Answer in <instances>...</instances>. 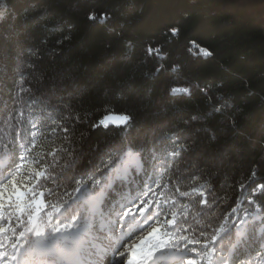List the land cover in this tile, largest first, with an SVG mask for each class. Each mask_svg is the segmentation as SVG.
<instances>
[{
    "label": "trees",
    "instance_id": "obj_1",
    "mask_svg": "<svg viewBox=\"0 0 264 264\" xmlns=\"http://www.w3.org/2000/svg\"><path fill=\"white\" fill-rule=\"evenodd\" d=\"M107 116L130 119L105 128ZM39 136L29 188L41 221L83 184L101 203L84 196L64 219L86 205L104 224L121 182L104 165L130 151L128 172L155 179L146 211L191 249H174L179 260L263 264L264 236L250 226L239 238L233 225L250 198L264 216V0H0L3 169ZM1 221L14 241L16 214Z\"/></svg>",
    "mask_w": 264,
    "mask_h": 264
},
{
    "label": "snow or ice",
    "instance_id": "obj_2",
    "mask_svg": "<svg viewBox=\"0 0 264 264\" xmlns=\"http://www.w3.org/2000/svg\"><path fill=\"white\" fill-rule=\"evenodd\" d=\"M90 19H92V17H90ZM176 32L177 29H172L173 35H175ZM129 119L128 116L123 117L125 122ZM100 125L105 128L108 127V125L104 123V120L100 121ZM21 139H23V137H21ZM19 148L27 152V142L20 144ZM109 155L111 156L112 153H109ZM11 158L12 166L8 170L0 168V213H3L5 210H11L12 214H16V229H19V231L18 235H15L14 241L10 244L11 251L8 250L3 242H0V264H17L18 254L24 246L25 239L29 235H40L46 231L54 233H73L80 252L87 257L88 264H151L156 253L165 247L180 249L185 253L191 251V249L187 248V245L181 247L179 243L175 242L171 237H168L167 232L163 231L162 226H157L160 225L159 212H153L151 210L146 211L148 208L147 204L141 207V205L137 203L139 200L141 204H143V195L146 192H151L152 185L155 183V180L149 182L151 178L147 175V172H145L144 176H140L139 173L131 174L128 172L127 168H123L119 176L121 182L115 185L116 192H110L109 198L105 200L109 208H112L114 202L118 203L116 200L117 195H123L125 192H139V195H134L127 203L120 205L121 209H126V211H123V215H121L120 212L116 213L117 223L124 225L131 224L137 219V215L139 214L143 218V227H147L150 224L152 225L148 228L146 234L141 236L139 243L121 244L113 248L111 245H103L93 229H89L85 232L79 230L78 224L83 220L84 213L87 211L86 205L84 206L83 212H77L76 214H72L70 218L64 219V216L70 211L69 205L79 206L81 203L80 194L82 191L87 190L83 184L74 189L77 193L76 196H71L70 193L68 194L71 197L70 200L65 201L64 205L61 207H57L55 204L51 205L53 210L46 213L47 220L41 221L39 217L41 210L45 207L44 201L37 199L35 188L25 187L24 190H21V188L17 186V176L20 169L24 166L23 161L26 157L19 152H12ZM121 163L122 160L118 157L114 162L106 163L104 168L106 171L111 170L115 168L117 164ZM106 171L100 174L105 175ZM35 175L39 177L41 173H36ZM95 183L99 184L100 182L97 180ZM259 187L264 189V185H260ZM6 190H10L7 203L4 200V192ZM248 203L256 205L257 212H261V206H259L254 199L250 198ZM72 210L73 208L71 211ZM105 210L107 211L108 209ZM236 211L237 209H232L233 213ZM255 219V216L250 218L249 214L245 213L244 218L240 220L239 224H234L233 227H240L241 225L252 223ZM260 219L264 220V216H260ZM153 221H155L154 224ZM167 223L173 224L174 221L168 220ZM16 229H13L14 233ZM6 231L7 229L5 227L0 226V234ZM224 231L225 228L222 225L218 233L211 237L210 242L214 245L218 239V234ZM208 243L209 242L205 243V247H207ZM183 264H186L185 259ZM188 264H190V262H188ZM223 264H227V262L224 261Z\"/></svg>",
    "mask_w": 264,
    "mask_h": 264
},
{
    "label": "rangeland",
    "instance_id": "obj_3",
    "mask_svg": "<svg viewBox=\"0 0 264 264\" xmlns=\"http://www.w3.org/2000/svg\"><path fill=\"white\" fill-rule=\"evenodd\" d=\"M124 122L125 121L121 116H107L104 121L105 124H122ZM42 137L43 136L32 138V142L30 143L27 152H24L23 150L20 151V154L26 157V159L23 161L24 166L20 169V172L17 176V186L20 187L21 190H24L25 187H29L30 183L33 180V174L37 170V159H39V156L44 153V145L42 140L44 137ZM121 160L122 163L117 168L110 170L111 174L113 173L114 177L116 178L119 176L123 168L128 169L130 167H133L139 161L137 154L130 151H126L121 157ZM5 166V160L0 162V168H3ZM155 170L156 169L153 168L152 172H154ZM151 180H149V182H151ZM101 185L103 186L102 182ZM89 193L90 191L88 190L82 191V193L80 194V199H83V197L86 196L88 197V199H93L96 204L99 205L103 198L102 190H99L93 196L89 195ZM9 194L10 190H6L4 192V200L6 203ZM134 195H139V192ZM133 197L128 196L127 194L123 197L121 204L110 208L109 212H106V214L109 215V218L105 221L104 224L96 222V218L93 216L92 212L88 211V213L84 215L83 220L78 224L79 230L81 232H85L89 229H93L94 233L97 235L99 241H101L103 245H111V247L113 248L121 244H131L133 242L139 243V239L141 238V236L146 234L148 228L152 225L150 224L147 227H143V218L139 214L137 215V219L128 225L118 224L116 216L117 212H120L121 215H123V211H126V209L122 210L120 205L127 203L128 200L132 199ZM137 203L140 204L141 207H143V204L139 203L138 201ZM6 212L7 210H5L3 213H0V226H3L5 228H7V224H5L4 221H1V219L3 218V214ZM245 213H248L250 218L255 216L256 219L252 223H247L246 225L236 227L237 236L241 238L245 230L250 226H255L257 234L264 236V221L260 219V216H263V214L261 212H257V206L253 207L251 211H246ZM244 214L241 216L240 220L244 218ZM7 237L8 234L6 232L0 234V242H3L8 250L11 251L10 244L13 241L7 239ZM178 254L179 253L173 248L165 247L156 253L151 264H182L184 259L179 260V258L177 257ZM209 257L206 260L205 264H209ZM261 263L264 264V259L261 260ZM17 264H88V262L87 257L80 252L79 246L73 236V233L51 232L50 235H48L47 233H43L40 235H34V237L30 241L25 240L24 246L18 254ZM227 264L230 263L227 262ZM244 264H257L256 257L252 258Z\"/></svg>",
    "mask_w": 264,
    "mask_h": 264
}]
</instances>
